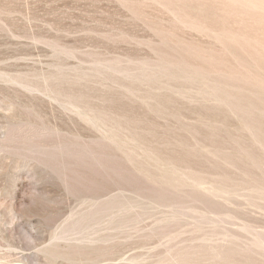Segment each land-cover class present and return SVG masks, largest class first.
Returning a JSON list of instances; mask_svg holds the SVG:
<instances>
[{
    "label": "rangeland",
    "instance_id": "1",
    "mask_svg": "<svg viewBox=\"0 0 264 264\" xmlns=\"http://www.w3.org/2000/svg\"><path fill=\"white\" fill-rule=\"evenodd\" d=\"M0 264H264V0H0Z\"/></svg>",
    "mask_w": 264,
    "mask_h": 264
},
{
    "label": "bare ground",
    "instance_id": "2",
    "mask_svg": "<svg viewBox=\"0 0 264 264\" xmlns=\"http://www.w3.org/2000/svg\"><path fill=\"white\" fill-rule=\"evenodd\" d=\"M13 207H14V206H13ZM12 212H13V210H12ZM11 217H12V218H16L17 216H16L15 214L11 213ZM13 220H14V219H13ZM14 221H15V220H14ZM185 257H186V256L184 255V258H185ZM193 257H194V256H193ZM214 257H215V256H214ZM186 258H187V257H186ZM186 258H185V259H186ZM191 259H193V258H191ZM184 261H185V260H184Z\"/></svg>",
    "mask_w": 264,
    "mask_h": 264
}]
</instances>
